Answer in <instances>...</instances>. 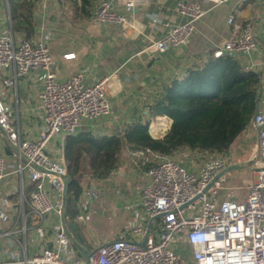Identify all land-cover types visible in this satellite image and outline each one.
I'll return each instance as SVG.
<instances>
[{
  "label": "crops",
  "instance_id": "1",
  "mask_svg": "<svg viewBox=\"0 0 264 264\" xmlns=\"http://www.w3.org/2000/svg\"><path fill=\"white\" fill-rule=\"evenodd\" d=\"M179 1L144 0L131 12L119 6L118 11L128 15L129 24L123 26L96 22L91 15L75 17L72 8L63 0H38L34 24L29 29L31 36L27 38L13 33L8 1L0 0V34H10L17 42L22 39L34 42L42 35H49V46L55 60L53 70L58 80H65L79 72L83 73L86 84H94L103 77L110 78L108 97L111 113L83 120L77 133L111 136L122 134L129 125L149 122L150 133L161 138L169 130L172 120L167 116L153 117L152 111L164 84L174 77L185 75L190 67L201 63L227 39L236 35L237 28L228 23L233 11L237 21L250 20L254 25L259 45L250 56L240 55L237 59L247 69L251 68V64L258 65L262 74L260 97L264 100V70L259 65L264 59V2L215 4L213 0H187L198 3L205 11L195 22L190 42L171 48L153 64L137 55L150 41L166 33V23L175 24L182 20L177 8ZM69 53L75 56L66 59L64 55ZM9 75V71L0 74V98L11 105L14 124L20 128L22 136L33 140L43 123L39 98L43 89L42 74L31 71L19 77L16 85L5 87L3 80ZM50 146L63 149L59 157L67 165L65 140L62 143L56 137ZM257 147V130L251 123L224 154L229 159L228 172L238 170L226 185L239 188L237 198L240 201L245 199L248 186L255 178ZM130 149L131 146L124 147L118 166L104 178L91 176L85 161L80 174L83 191L77 203L79 212L74 218L75 227L68 220L70 213L66 210V222L78 259L86 261V255L118 238L143 242L150 233L158 239L161 219L150 218L142 204V187L148 180V164L134 160ZM0 155L8 167L0 183V263L30 264L28 260L44 247H52L50 223L58 218L49 215L42 221L31 209L30 180L25 171L21 175L9 168L16 165L4 137H0ZM196 155L198 153L194 151L180 149L173 157L192 169ZM241 165H246L247 175L239 171L243 168ZM88 188L97 191V196L86 200L84 192ZM219 196L235 198L232 194H222V191ZM84 201L88 202V210L80 218L81 203ZM136 226L141 229L140 232L133 231ZM175 249L183 263L193 264L192 249L183 237L178 238Z\"/></svg>",
  "mask_w": 264,
  "mask_h": 264
},
{
  "label": "built area",
  "instance_id": "2",
  "mask_svg": "<svg viewBox=\"0 0 264 264\" xmlns=\"http://www.w3.org/2000/svg\"><path fill=\"white\" fill-rule=\"evenodd\" d=\"M229 1L264 2L213 0L215 4ZM143 2L97 0L90 15L96 22L125 26L129 24L128 15L120 13L118 7L131 12ZM177 8L182 20L175 24L166 23V33L137 53L146 62L153 64L171 48L187 45L195 30V22L205 13L198 3L187 0H180ZM228 23L238 31L214 54L232 58L250 56L259 45L253 23L250 20L237 21L235 11L229 15ZM49 39L45 34L34 42L28 39L17 42L10 34H0V74L10 72L3 85L14 86L19 77L31 71L40 72L43 79L39 94L43 123L37 137L30 140L22 136L20 128L14 124L11 105L1 98L0 137L6 138L16 165L9 168L21 175L25 171L28 175L32 186L29 194L31 209L42 221L49 215L58 218L50 223L52 247H44L28 263L86 264L85 260L76 257L73 236L66 222L64 189L68 174L67 165L59 157L63 149L50 145L56 137L63 143L68 136L76 134L83 120L111 113L110 78L103 77L94 84H86L83 73L79 72L58 80L53 70L55 60ZM74 56V53L64 55L66 59ZM259 65L264 70V59ZM257 66L251 64L250 69L260 74L261 88L262 74ZM251 123L258 137L256 172L245 199L241 201L219 196L221 191L228 189V164L222 154H212L191 169L173 156L162 155L147 147H131V157L148 164L142 204L150 218L161 219L158 239L148 233L143 242L127 238L106 242L90 255L89 264H184L175 249L180 237L192 249L193 264H264V100L260 91ZM7 168L0 155V183ZM96 196L97 191L91 188L84 192L86 200ZM81 209L80 218H83V212L88 210L87 201L81 203ZM133 231L140 232L141 229L136 226Z\"/></svg>",
  "mask_w": 264,
  "mask_h": 264
},
{
  "label": "trees",
  "instance_id": "3",
  "mask_svg": "<svg viewBox=\"0 0 264 264\" xmlns=\"http://www.w3.org/2000/svg\"><path fill=\"white\" fill-rule=\"evenodd\" d=\"M14 34L31 36L38 0H7ZM97 0H63L75 17H88ZM260 74L244 67L237 58L210 53L181 77L165 83L153 105L152 116L172 120L167 133L156 138L150 123L127 126L122 134L92 136L76 133L65 139L67 161L68 220L75 227L77 203L83 191L80 174L85 161L93 177H107L119 164L125 146L147 147L174 156L188 149L202 156L226 154L251 124L257 111Z\"/></svg>",
  "mask_w": 264,
  "mask_h": 264
},
{
  "label": "rangeland",
  "instance_id": "4",
  "mask_svg": "<svg viewBox=\"0 0 264 264\" xmlns=\"http://www.w3.org/2000/svg\"><path fill=\"white\" fill-rule=\"evenodd\" d=\"M211 154H208V155H205V156H202L200 153H198V155H196V157H198L197 159H196V157H195V159L194 160H196L195 162H193V168L194 167H196L197 165H199V163H201V162H203L202 161V159L204 160L206 157H211L210 156ZM225 160H226V162L227 163H229V159L228 158H226L225 157ZM240 166V165H239ZM241 166H243V168H242V170H239V171H243L242 173L244 174V175H247V173H248V170H247V168H246V165H241ZM238 173V170L237 169H233V170H231V171H229V172H227L226 174V176H227V182L229 183V181H232L231 179H233L232 178V176L233 175H236ZM236 179V178H235ZM227 182H226V184H227ZM227 186V185H226ZM228 187V189H224L223 191H222V194L223 193H225V195L226 194H228V195H230V194H232V196L234 195V199H236V200H239L238 198H237V194H238V191H240L239 190V188H236V187H229V186H227ZM232 188V189H231ZM184 264H185V262H184Z\"/></svg>",
  "mask_w": 264,
  "mask_h": 264
},
{
  "label": "water",
  "instance_id": "5",
  "mask_svg": "<svg viewBox=\"0 0 264 264\" xmlns=\"http://www.w3.org/2000/svg\"><path fill=\"white\" fill-rule=\"evenodd\" d=\"M67 192H68V183L66 184L65 189H64V196H65V198L67 197ZM90 255H86V264H89V257H90Z\"/></svg>",
  "mask_w": 264,
  "mask_h": 264
}]
</instances>
